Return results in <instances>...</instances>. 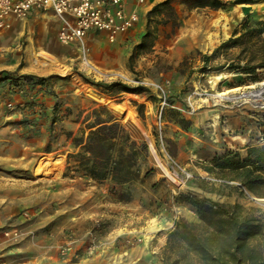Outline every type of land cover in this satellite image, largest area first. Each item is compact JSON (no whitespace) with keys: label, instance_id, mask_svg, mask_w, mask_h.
<instances>
[{"label":"rangeland","instance_id":"obj_1","mask_svg":"<svg viewBox=\"0 0 264 264\" xmlns=\"http://www.w3.org/2000/svg\"><path fill=\"white\" fill-rule=\"evenodd\" d=\"M162 1L138 5L137 22L114 40L89 32L86 60L76 43L59 41L49 12L12 20L0 31V67L17 62L0 68L14 73L0 75V259L7 264H199L187 235L169 234L174 222L202 223L193 200L237 204L236 213L264 222V195L240 187L212 162L228 150L244 157L248 147L264 145V105L214 94L259 87L264 67L246 73L227 66L244 64L243 47L264 44V34L220 48L206 71L198 69L202 54L234 28L264 20V0H222L219 8L168 0L149 15ZM147 24L150 35L139 46ZM23 74L58 77L40 88ZM47 94L55 104L51 114L42 100ZM96 116H110L107 124L118 122L146 145L132 178L92 179L77 167L78 157L68 158L82 152L71 141ZM64 244L71 246L65 259Z\"/></svg>","mask_w":264,"mask_h":264},{"label":"trees","instance_id":"obj_2","mask_svg":"<svg viewBox=\"0 0 264 264\" xmlns=\"http://www.w3.org/2000/svg\"><path fill=\"white\" fill-rule=\"evenodd\" d=\"M167 3L168 0H163L155 4L148 14ZM196 3L211 8H219L224 4L222 0H196ZM262 34L264 20H257L252 25L244 22L242 30L238 32L234 28L232 35L216 46L211 54H202L203 64L198 69L206 71L209 60L220 48L240 47L245 41L260 39ZM149 35L147 24L139 46L143 45ZM243 48V52L249 54L244 64L232 63L227 66L229 69L254 73L256 67H264V44L254 49L245 46ZM0 75L3 79H12L14 73L2 70ZM53 76L57 75H22L24 82L30 87L40 88L53 84L49 82ZM94 84L106 89H111L115 85L114 82L102 81ZM121 89L128 88L122 84ZM52 109L54 111L55 104ZM110 119V116L105 118L96 116L94 121L86 122L84 127L79 128L81 135L73 138L71 144L80 146L82 152H69L68 158L78 157L77 167L92 179L102 180L111 177L121 183L135 175V165L145 153L146 145L135 138H130L118 122L107 124ZM85 129H88L87 133ZM126 147L129 150H126ZM212 162L215 167L228 171L229 178L236 180L240 187L254 194L264 195V145L248 147L244 157L236 151L228 150L214 157ZM191 202L197 207L202 223L174 222V229L169 234L179 232L186 234L191 252L199 264H264V242L260 244L252 242L256 237L264 238V222H261L260 218L252 214L236 213L237 204L228 206L212 200Z\"/></svg>","mask_w":264,"mask_h":264},{"label":"built area","instance_id":"obj_3","mask_svg":"<svg viewBox=\"0 0 264 264\" xmlns=\"http://www.w3.org/2000/svg\"><path fill=\"white\" fill-rule=\"evenodd\" d=\"M144 2L145 0H0V31L9 26L12 20L39 11L49 12L58 22L59 41L64 44L76 43L85 59V39L89 32H103L109 40H114L134 26L139 15L137 6ZM160 89L163 93V89ZM8 105L11 106V103L8 102ZM94 246H89L88 253L92 252ZM70 252L69 244L59 248L64 259ZM0 264L7 263L0 259Z\"/></svg>","mask_w":264,"mask_h":264},{"label":"bare ground","instance_id":"obj_4","mask_svg":"<svg viewBox=\"0 0 264 264\" xmlns=\"http://www.w3.org/2000/svg\"><path fill=\"white\" fill-rule=\"evenodd\" d=\"M258 85H259L258 88L251 89L247 93L242 92V94H234V93L229 94V92H233L234 90L236 91L237 88H233V89H224L222 91H216L214 92V94L221 98H226V99H231V100L239 96H250L251 103L256 104V105H264V80H259Z\"/></svg>","mask_w":264,"mask_h":264},{"label":"crops","instance_id":"obj_5","mask_svg":"<svg viewBox=\"0 0 264 264\" xmlns=\"http://www.w3.org/2000/svg\"><path fill=\"white\" fill-rule=\"evenodd\" d=\"M17 66V62H12L10 64H4L2 65L0 68H9V67H16ZM11 69V68H10ZM24 68H22L20 71H24L23 70ZM42 100H43V103L47 106V109H48V113L51 114L52 112V108H53V105H54V101H53V98L51 95H44L42 97ZM49 122V121H48ZM45 125V124H44Z\"/></svg>","mask_w":264,"mask_h":264},{"label":"water","instance_id":"obj_6","mask_svg":"<svg viewBox=\"0 0 264 264\" xmlns=\"http://www.w3.org/2000/svg\"><path fill=\"white\" fill-rule=\"evenodd\" d=\"M259 201L264 202V198H260Z\"/></svg>","mask_w":264,"mask_h":264}]
</instances>
